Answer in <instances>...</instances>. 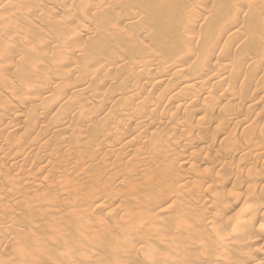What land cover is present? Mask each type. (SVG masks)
<instances>
[{
  "label": "bare ground",
  "instance_id": "1",
  "mask_svg": "<svg viewBox=\"0 0 264 264\" xmlns=\"http://www.w3.org/2000/svg\"><path fill=\"white\" fill-rule=\"evenodd\" d=\"M261 124L264 0H0V264H264Z\"/></svg>",
  "mask_w": 264,
  "mask_h": 264
},
{
  "label": "rangeland",
  "instance_id": "2",
  "mask_svg": "<svg viewBox=\"0 0 264 264\" xmlns=\"http://www.w3.org/2000/svg\"><path fill=\"white\" fill-rule=\"evenodd\" d=\"M256 96H257V95H256ZM258 106H259V105H258ZM261 125L264 126V124H261ZM262 126H261V129H262V128L264 129V127H262ZM92 129H93V128L91 127L90 130H92ZM227 129H228V128H227ZM226 131H227V130H226ZM262 132H263V135H264V130H262ZM196 151H199V150L196 149ZM63 153L67 154L66 151H63ZM131 157H132V156H131ZM131 157H129V158L133 160V157H132V158H131ZM108 158L110 159L109 162H111V159H112V162L115 160V157H113V156H108ZM127 160H129V159H127ZM127 160H126V161H127ZM112 162H111V163H112ZM66 163H67V164H68V163H69V164L71 163L70 165L68 164L69 166L67 165L68 167H71V166L73 167V166H74V164H73L72 162H66ZM260 164H261V163H260ZM260 164H258V165H260ZM58 167H59V165L55 166V169H57ZM257 167H259V166H257ZM167 169H169V170L171 171V173H173V170H172L169 166H168ZM167 169H166V172H167ZM184 169H185V170L187 169L188 171H185ZM258 169H259V168H258ZM169 170H168V171H169ZM182 170H183V171H182ZM182 170H180V171L182 172V174L179 173V171H177L176 173H179L180 175H184L185 173L188 174L189 172H192V170L189 169V167L182 168ZM184 172H185V173H184ZM78 174H79L78 178L80 177L79 179H81L82 181H84V180L86 179L85 177H86L87 175H85L86 173H85L84 170H83V172H81V173H80V171H79ZM166 174H167V173H166ZM84 175H85V176H84ZM82 176H83V177H82ZM113 176H114V174H113ZM113 176H111V177H113ZM133 176H135V173H133ZM69 177H70V179H72V176H71V175H70ZM82 178H83V179H82ZM87 178H88V177H87ZM116 179H117V178H116ZM86 181H87V179H86ZM116 186H117V187L119 186L120 189H119V187L117 188ZM53 187H54V186H53ZM123 187H124V188H123ZM125 187H126V185L123 184V182H117V183L115 184V188H116V189L120 192V194H121V197L119 196V195H120L119 193L117 194V195H118V198H117V199H118V202H119V200H120V201L122 200V202H125V201H126V203H129V202H130V203L132 204V201L134 202L135 199H136L135 201H137V200L141 201L140 198H141L142 195H143V194H142L143 189H142V191H141L140 193H138L139 195H138V194H132V195H131V194H130V193H131V192H130L131 187L129 186L130 189H129L128 187H126V188H125ZM51 188H52V187H51ZM121 188H122V189H121ZM60 189H61V190H60ZM123 189H127L128 191L123 190ZM58 190H59V192L61 191V192L63 193V195H65V194H66V195H65V196L60 195L61 192L59 193ZM58 190L56 189V191H55V189H52V190H49V191L46 190V191H47V194L49 193V195H51V194L54 195V193L56 192L55 195H57V196L59 195L60 197H62V200L59 201V205H58V206H60V204H61V206H60L59 208H62V209L65 208V209H66L67 206L70 207V204H71L72 202H71V199H70V198H67V197H68V196H67L68 193H64V190H62V188H59ZM66 192H67V191H66ZM4 193H7V194L4 195ZM4 193H3V192L1 193L0 197H1L2 199H0V200H3V198H4L5 196H6V197L8 196V197H7V198H8V202H7V200H3V202H4L3 205H4V204H5V205L8 204V206H5V207H4V206L2 205V203H1V205H2V207L0 206L1 209H2L3 207H4V208H7V209H4L6 212H4L3 210H0V212H1V214H3V212H4L5 214H8V213L11 212V211H10V208H11V207H10L9 205H10V204L12 205V204L14 203V201L16 200V198L13 199V200L11 201V200H10L11 198L9 199V197H11L10 194H9V192H4ZM57 193H59V194H57ZM2 194H3V195H2ZM123 194H124V195H123ZM127 194H128V197L126 198L125 196H127ZM38 195H39V196H42V197H45V196L42 195L41 192H39ZM55 195H54V197H55ZM136 195H138L137 198L135 197ZM2 196H3V197H2ZM6 197H5L4 199H7ZM119 197H120L121 199H119ZM123 197H124V198H123ZM131 197H132V198H131ZM45 198L47 199V197H45ZM45 198H44V199H45ZM51 198H53V197H51ZM57 198H58V197H57ZM36 199H37V198H35V200H36ZM65 199H66V200H65ZM124 199H125V200H124ZM148 199H150V198H148ZM9 200H10V201H9ZM64 200H65V201L68 200L69 202H65ZM123 200H124V201H123ZM127 200H128V202H127ZM44 201H45V202L43 203V206H42V204H41L40 207H36L37 205L35 206L34 204H30V203H29V204H22V203L18 202V200H16V201H15V206H14V204H13L12 206H13V208H15V211H16V207H17V209H19V210L15 212V213L18 215V217H17V215H15V216H16V217H15L16 219L14 218L13 222H15L14 224H16V223L18 222V223H17L18 226L16 225V227H15V226L13 225V222H11L12 224H9V225H12L15 229L11 230L10 232H11V233L14 232V234L17 233L16 231L19 230V227L21 228V229H20L21 231H22V229H23V231H24V229H25L26 226L24 227V226H22V225H24V224L27 225V223H28V224H29V223H33V225H35V227L38 226V227H37V230H38L41 234H45L44 236H46V234H48L47 237H48V236L50 237V236H51V235L49 234V233H50V229H52V228L55 229L56 227L54 226V227H55V228H54L53 225H51V224H48V225H47V224H46L47 221H51V220L49 219V216H45V213H43V212H46V211H44L45 209L48 210L47 208H48L49 205H50L48 201H51V199L44 200ZM46 201H47L48 203H46ZM11 202H12V203H11ZM16 202H17V204L20 203L22 206H21L20 204H18V205L16 206ZM64 202H65V204H64ZM130 203H129V204H130ZM134 203H135V202H134ZM134 203H133V204H134ZM136 203H137V202H136ZM178 204H179V201L176 202V205H178ZM25 205H30V206H29V207L27 206L28 208H26ZM24 206H25V207H24ZM32 206H33V207H32ZM34 206H35L36 208H35ZM41 206H42V207H41ZM54 206H55V207H54ZM54 206H51V208H53V210H57L56 208H58V206H57L56 204H55ZM56 206H57V207H56ZM65 206H66V207H65ZM46 207H47V208H46ZM68 207H67V208H68ZM233 207H234V209H233ZM233 207H231V208L229 209L230 211L233 209V210L231 211L232 214L230 213V211L226 212V216L228 215L227 217H233V216L236 214V212H237V208L239 209V206H233ZM8 208H9V209H8ZM13 208H11V209H13ZM25 208H26V209H25ZM38 208H39V209L41 208V210L38 211V210H39ZM59 208H58V209H59ZM142 208H144V206H142ZM235 208H236V211H235ZM37 209H38V210H37ZM43 209H44V210H43ZM113 209H114V208H113ZM144 209H145V208H144ZM151 209H153V207H152ZM151 209H150V210H151ZM154 209H155V208H154ZM23 210H24V212H23ZM42 210H43V211H42ZM203 210H204V209H203ZM7 211H9V212L7 213ZM12 211H13V210H12ZM19 211H20V212H19ZM21 211H22V212H21ZM27 211H28V214H27ZM41 211H42V213H41ZM143 211H144V210H143ZM143 211H141L142 214L144 213ZM145 211H147V210L145 209ZM148 211H149V210H148ZM204 211H205V210H204ZM234 211H235V212H234ZM39 212H40V213H39ZM24 213H25V214H24ZM145 213H147V212H145ZM205 213H206V212H205ZM5 214H4V215H5ZM33 214H34V215H33ZM25 215H26V216H25ZM28 215H29V216H32L31 219L28 218V220H32V222H31V221H27V218L25 219V217H29ZM168 215H169V216H168ZM170 215H171V213H169V214L166 213V214H165L166 218H165L164 221H167L166 219H169ZM22 216H23V217H22ZM79 216H81V215H79ZM83 216H84V215H83ZM77 217H78V216H77ZM114 217H115V216H114ZM114 217L111 218V220L115 221V222H113V223H116V221H117V219H118V216L115 217V218H114ZM23 218H24V219H23ZM32 218H33V219H32ZM41 218H43V219H41ZM46 218H47L48 220H47ZM34 219H35V220H34ZM39 219H41V221H39ZM92 219H93V217H92ZM92 219H91V222H93L92 224L98 222V220H97V221H95V220L93 221ZM94 219H95V217H94ZM96 219H97V217H96ZM24 220L27 221V222L24 223ZM67 220H68V221H67ZM76 220H77V222H78V220H79L78 224L75 223ZM76 220H75V217H67V219H66V222L69 223V227H70V230H69V231H71L72 233H69V231H66V232L64 231L66 234H69V235H66V234H65V235H62V237L68 239L69 241H71V239L74 240V235H76V230L79 229L80 226H81L82 224H83V226H81V227H84V228H85V226H88V225H85L87 222L85 223L84 218H83V221H82V216H81L79 219H76ZM111 220H108V223H109L110 225H111V223H112ZM43 222H44V223H43ZM19 223L21 224L20 226H19ZM74 223H75V224H74ZM80 223H81V224H80ZM88 223H89V222H88ZM88 223H87V224H88ZM188 223H189V222H188ZM44 224H46V225H44ZM89 224H90V223H89ZM1 225H2V226H1ZM84 225H85V226H84ZM113 225H114V224H113ZM115 225H117V224H115ZM7 226H8V225H7ZM7 226H6V224H3V223L1 222V223H0V227H1L2 229L0 228V231H4L5 228H8ZM22 227H24V228H22ZM35 227H34V228H35ZM17 228H18V229H17ZM46 228H47V229H46ZM73 228H75V229H73ZM35 229H36V228H35ZM71 229H72V230H71ZM73 230H75V231H73ZM21 231H20V233H21ZM20 233H19V234H20ZM73 233H74V235H73ZM21 234H22V233H21ZM21 234H20V235H21ZM15 235H17V234H15ZM13 236H14V235H11V234H10V237H13ZM16 237H17V236H16ZM75 237L77 238V235H76ZM50 242H51V238H50V240H48V243H45V242H44L45 244H44L43 247L46 248V250L49 249L50 246L52 245ZM49 243H50V244H49ZM47 245H48V246H47ZM254 247H256V248H254ZM252 248H253V249H259V250H261L263 247H262L260 244H256V245H253ZM263 250H264V248H263ZM2 254L4 255V254H6V253H2ZM2 254H0V257H1L0 260L4 258V257L2 256ZM5 257H6V256H5ZM7 257H8V256H7ZM7 257L4 258L3 260H7V259H8ZM1 261H2V260H1ZM7 261H8V260H7ZM6 264H7V262H6Z\"/></svg>",
  "mask_w": 264,
  "mask_h": 264
}]
</instances>
